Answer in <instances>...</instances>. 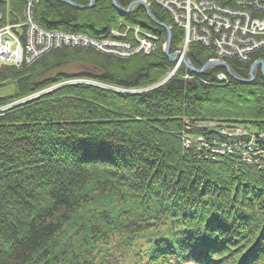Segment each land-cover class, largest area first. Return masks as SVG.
I'll use <instances>...</instances> for the list:
<instances>
[{
	"label": "trees",
	"instance_id": "trees-1",
	"mask_svg": "<svg viewBox=\"0 0 264 264\" xmlns=\"http://www.w3.org/2000/svg\"><path fill=\"white\" fill-rule=\"evenodd\" d=\"M28 1L0 0V27L23 21ZM32 1L34 22L48 31L105 40L138 26L158 40L154 51L127 58L66 46L30 65L0 67V89L14 88L0 96V264H94L99 243L116 230L147 237L136 264H264V144L258 140L251 161L244 147L218 154L184 144L198 135L239 139L206 123L264 131L260 69L250 83H225L214 76L222 68L184 78L182 64L156 86L176 62L164 53L166 30L144 6L120 16L112 0L86 9ZM117 1L127 9L136 0ZM150 9L171 26L170 51L179 50L183 30ZM187 55L201 68L213 53L192 45ZM227 61L249 77L251 62ZM73 79L94 83L26 99ZM138 88L151 89L128 92ZM100 199L104 210L91 211Z\"/></svg>",
	"mask_w": 264,
	"mask_h": 264
},
{
	"label": "built area",
	"instance_id": "built-area-1",
	"mask_svg": "<svg viewBox=\"0 0 264 264\" xmlns=\"http://www.w3.org/2000/svg\"><path fill=\"white\" fill-rule=\"evenodd\" d=\"M145 2L159 6L185 31V49L189 47L188 43L210 49L213 55L208 61L235 59L246 64L254 59H264V0H145ZM33 7V1L29 0L25 7L28 32L22 38V31L18 30V34L13 31L21 24H8L0 29L2 33L0 66L30 65L46 52L63 46L83 45L102 49L103 46H115L118 43L109 42L102 45L101 41L88 36L43 30L33 20ZM133 30L137 31L135 41H122L123 50L119 52L110 48V52L121 57H129L139 52L149 53L155 48L158 40L155 35L141 30L140 27H134ZM173 75L174 71L169 74L170 77ZM214 76L216 80L225 83L230 79L225 71H218ZM204 125L210 129L216 127L218 133L229 140L236 137L239 139H234L233 142L208 141L203 135H198L195 138H184L186 147L197 146L198 149L211 150L218 154L232 153L244 147L247 149L244 156L249 161L261 153L258 140L264 142V131L258 132L242 126H219L218 123ZM242 138H247L248 141Z\"/></svg>",
	"mask_w": 264,
	"mask_h": 264
},
{
	"label": "rangeland",
	"instance_id": "rangeland-1",
	"mask_svg": "<svg viewBox=\"0 0 264 264\" xmlns=\"http://www.w3.org/2000/svg\"><path fill=\"white\" fill-rule=\"evenodd\" d=\"M137 1V0H136ZM145 2V0H143ZM34 3V2H33ZM146 3V2H145ZM149 3V2H148ZM147 4V3H146ZM150 5L152 3H149ZM159 7V6H158ZM168 14V13H167ZM169 15V14H168ZM170 17V16H169ZM171 18V17H170ZM21 24L18 28L16 29H13L14 32H16L18 34V30L22 31V36L21 38L23 37L24 34H27L28 32V26L26 25L27 23V20H26V17L23 21H20V22H14V23H7V24H4L3 26L0 27V29L4 28L6 25L8 24ZM36 23V22H35ZM38 25V24H37ZM39 26V25H38ZM40 27V26H39ZM128 27V28H127ZM126 30L124 31H119V30H113L112 31V34L114 35V37L112 38H118L120 37L121 39H124L126 35L128 40H126L125 42H130L129 40L131 41H135L136 39V34H137V31H134L133 28L134 27H138V26H134L132 29L127 26ZM43 29V28H42ZM45 30V29H43ZM149 33V32H148ZM184 33V32H183ZM2 34V33H0ZM68 34H72V33H68ZM81 36H87V35H84V34H80ZM154 35V34H153ZM156 36V35H155ZM157 37V36H156ZM112 38H108V39H103V40H98V41H101L100 44L104 45L106 43H109V42H112V43H116L115 46L114 45H107V46H103L104 48L102 49H99L95 46H87V47H91V48H94L102 53H105V54H111V55H114V56H119L117 54H114L112 52H110V48L111 49H116V50H119V52L121 50H123L124 48L122 47V41L123 40H117V39H112ZM116 40V41H115ZM166 43V42H165ZM185 41H184V38H183V41L181 43V49L182 48H185ZM189 47L192 46V45H198V44H191V43H188ZM200 46V45H199ZM63 47H66V46H63ZM75 47H85L83 45H75ZM164 47V46H163ZM203 47V46H201ZM156 48V46H155ZM155 48L152 50L154 51ZM205 48V47H203ZM57 49V48H56ZM181 49L177 50V51H181ZM189 49V48H187ZM208 49V48H206ZM53 50V49H52ZM210 50V49H209ZM108 51V52H107ZM151 51V52H152ZM188 51V50H187ZM186 51V52H187ZM211 51V50H210ZM49 52V51H48ZM171 52V51H170ZM176 52V51H175ZM139 53H145V52H139ZM150 53V52H149ZM171 53H174V52H171ZM35 54V53H34ZM137 54V53H136ZM187 54V53H185ZM132 56V55H131ZM121 57V56H119ZM130 57V56H129ZM122 58H127V57H122ZM39 58H37L36 60H38ZM35 60V61H36ZM229 60V59H228ZM34 61V62H35ZM214 61V60H213ZM219 61H222V60H219ZM256 61H258L257 59H254L251 63H255ZM176 62V66L169 72V74L171 72L174 71V75L177 73L179 67L184 63H183V55L179 56L177 58V60H175ZM228 62V61H226ZM250 63V62H249ZM247 64V63H246ZM251 64V65H252ZM26 65V64H25ZM2 66H8V65H1L0 67ZM212 69V68H211ZM259 70V69H258ZM220 71H225L224 69L223 70H220ZM226 72V71H225ZM227 73V72H226ZM228 74V73H227ZM168 75V74H167ZM173 75V76H174ZM184 78H191L192 77V73H190L188 71V73H185L183 75ZM230 77V76H229ZM72 82H86V83H94V82H91V81H86V80H65L63 82H60L54 86H51V87H48L47 89L45 90H41V91H38L36 94H34L33 96H29L28 98L26 99H32L38 95H41L45 92H50V91H53L55 90L56 88L64 85V84H67V83H72ZM113 88V87H112ZM148 88H138V89H129L128 92H141V91H145L147 90ZM14 92V88L12 86H7V87H4V88H1L0 89V96H5V95H8V94H11ZM18 102H14L13 104H17ZM110 196V194H109ZM114 196L115 197H118L117 194L114 193ZM115 205L116 206H119V204L121 203V200H115ZM89 209L91 211H103L104 210V200H98L97 202H95V204H91L88 206ZM94 209V210H93ZM83 211H85L86 209H81ZM83 211H80V214L81 216L84 217V212ZM92 214V213H89V215ZM118 231V232H117ZM72 238H75V234L72 235ZM146 241H147V237L145 235H143V232L142 233H134L133 235L129 236L125 231L122 232L120 230H116L115 233H113L109 240L108 241H101L98 245V247L96 248L95 252L93 253L94 255V259L92 257V260L94 262V264H136V256L135 254L137 253V251L143 247H145V244H146ZM67 242L70 243V241L68 240Z\"/></svg>",
	"mask_w": 264,
	"mask_h": 264
},
{
	"label": "water",
	"instance_id": "water-1",
	"mask_svg": "<svg viewBox=\"0 0 264 264\" xmlns=\"http://www.w3.org/2000/svg\"><path fill=\"white\" fill-rule=\"evenodd\" d=\"M64 3H67L71 6H74L76 8L79 9H86V8H91L94 6L95 1L96 0H90V3L88 5H81L73 0H60ZM113 5L116 7L118 13L120 14V16H124L126 13H128L129 11H131V9L135 6V5H142L145 7L146 12L148 14V16L150 17V19L157 25L163 27L166 32H167V41L165 43L164 46V53L169 57V59L171 61H175L177 60V58L181 55H183V63L184 66L186 67V69L192 73V74H203L205 72H207L208 70H210L211 68H222L224 69L228 75L239 82H244V83H250L253 80H255L258 69H260L261 73L264 76V59L263 60H258L255 63H253L250 67V75L248 78L242 77L241 75H239L232 67L231 65L226 62V61H219V60H214V61H208L204 66H202L201 68L196 67L192 61L190 60V58L187 56V54L183 53L182 51H176L174 53L170 52V42H171V28L165 24L160 22L152 13L151 9L148 7V5L143 1V0H137L134 1L130 4V6L125 9L123 8L119 2L117 0H112ZM170 78V76L168 77ZM166 81V80H164Z\"/></svg>",
	"mask_w": 264,
	"mask_h": 264
},
{
	"label": "bare ground",
	"instance_id": "bare-ground-1",
	"mask_svg": "<svg viewBox=\"0 0 264 264\" xmlns=\"http://www.w3.org/2000/svg\"><path fill=\"white\" fill-rule=\"evenodd\" d=\"M148 5V7L150 8V5L149 4H147ZM170 16V15H169ZM171 17V16H170ZM171 21L173 22V24L175 25V26H177V27H179L178 25H176L175 23H174V21H173V19L171 18ZM161 22V21H160ZM163 23V22H162ZM166 24V23H165ZM168 25V24H167ZM169 26V25H168ZM170 28H171V26H169ZM128 28V27H127ZM179 28H181V27H179ZM141 29V28H140ZM182 29V28H181ZM142 30V29H141ZM183 30V29H182ZM144 31V30H143ZM183 32H184V41H185V38H186V33H185V31L183 30ZM125 36V38L124 39H121L120 37H118L117 38V40L119 39V40H123V41H126V40H128V38H127V36L126 35H124ZM171 37H172V31H171ZM170 44H171V42H170ZM164 46H165V44H164ZM189 48V47H188ZM181 49V48H180ZM188 49H185V48H182L181 49V51L183 52V53H187L186 51H187ZM51 51V50H50ZM46 53H48V52H46ZM45 53V54H46ZM188 56V55H187ZM193 63V62H192ZM169 73H168V75H166L162 80H161V82L160 83H158L156 86H159V85H161V84H163L164 82H166L169 78ZM164 80H166V81H164ZM148 89H151V88H148ZM263 144H264V142H262ZM263 147H264V145H263Z\"/></svg>",
	"mask_w": 264,
	"mask_h": 264
}]
</instances>
